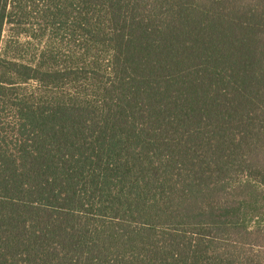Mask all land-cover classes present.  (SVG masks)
I'll use <instances>...</instances> for the list:
<instances>
[{"label":"trees","instance_id":"trees-1","mask_svg":"<svg viewBox=\"0 0 264 264\" xmlns=\"http://www.w3.org/2000/svg\"><path fill=\"white\" fill-rule=\"evenodd\" d=\"M0 264H264V0H0Z\"/></svg>","mask_w":264,"mask_h":264}]
</instances>
